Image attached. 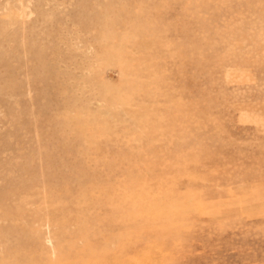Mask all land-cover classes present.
Wrapping results in <instances>:
<instances>
[{"label": "rangeland", "instance_id": "rangeland-1", "mask_svg": "<svg viewBox=\"0 0 264 264\" xmlns=\"http://www.w3.org/2000/svg\"><path fill=\"white\" fill-rule=\"evenodd\" d=\"M0 264H264V0H0Z\"/></svg>", "mask_w": 264, "mask_h": 264}]
</instances>
